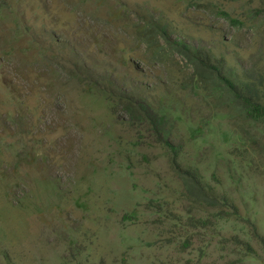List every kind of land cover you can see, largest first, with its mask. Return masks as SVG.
Segmentation results:
<instances>
[{
    "label": "rangeland",
    "instance_id": "374dc122",
    "mask_svg": "<svg viewBox=\"0 0 264 264\" xmlns=\"http://www.w3.org/2000/svg\"><path fill=\"white\" fill-rule=\"evenodd\" d=\"M0 3V264H264V123L223 80L264 77L262 0Z\"/></svg>",
    "mask_w": 264,
    "mask_h": 264
},
{
    "label": "trees",
    "instance_id": "16d2710c",
    "mask_svg": "<svg viewBox=\"0 0 264 264\" xmlns=\"http://www.w3.org/2000/svg\"><path fill=\"white\" fill-rule=\"evenodd\" d=\"M262 1L264 4V0ZM1 7H3V5L0 3V9ZM217 11L219 14L226 16L233 24L243 25L244 23L243 19L230 16V14L221 7L217 6ZM260 11L264 12V9ZM150 27H151L150 23L146 22L141 28L144 30L145 28L149 29ZM146 29L145 31H142L141 34L145 36L147 45H150L152 42H154V39L152 37L151 38L147 37L149 34L146 32ZM196 74H198V76L201 79L202 78L203 80L206 79V77L203 74H201L199 71ZM246 76L248 77V82L238 83V84H235L232 81L223 77L224 78L223 80L225 81L224 83L225 90L227 91V95L233 101V103L235 102L236 105L239 106L240 108L239 110L245 115L246 119L264 123V104L259 101V96H258L260 91V86L264 84L263 82L264 80H262L264 79V77H262V74L260 72H257L253 69L248 70L246 72ZM122 106L131 122L140 123L148 119L149 123L152 126V130L155 132H158L156 130L158 128L157 127L158 124H161L164 121L163 115L159 113V111L155 110V108L153 107L150 108L148 111H143L144 109H141L143 107L142 105H139V109H137L136 108L137 106H133L131 100L124 102ZM167 134H168L167 132L165 135L162 134L161 135L162 138L160 137L159 141H161L165 145L164 147H166L167 152L169 153L170 164L176 165L178 147H176V145H174L170 139L165 138V136L167 137ZM196 171L197 169L195 168L193 170L188 168L187 170H185L186 176L183 177V175L180 174L181 178H183L182 183L186 189V192L191 194L192 197L195 194L198 197H203L205 193L208 192L207 191L208 188L206 187L205 189L204 186L200 185L199 180H197V176L195 173Z\"/></svg>",
    "mask_w": 264,
    "mask_h": 264
}]
</instances>
